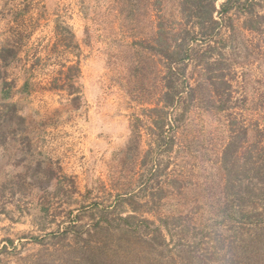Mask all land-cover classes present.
<instances>
[{"label": "rangeland", "instance_id": "rangeland-1", "mask_svg": "<svg viewBox=\"0 0 264 264\" xmlns=\"http://www.w3.org/2000/svg\"><path fill=\"white\" fill-rule=\"evenodd\" d=\"M224 1L0 0V264H264V0Z\"/></svg>", "mask_w": 264, "mask_h": 264}, {"label": "trees", "instance_id": "trees-1", "mask_svg": "<svg viewBox=\"0 0 264 264\" xmlns=\"http://www.w3.org/2000/svg\"><path fill=\"white\" fill-rule=\"evenodd\" d=\"M215 1L216 0H192V3L193 5L195 6V10L194 12H196V14L198 15L199 14H202V15H206V19H208V21H211L213 23H216L213 19V13L215 12L216 8H215ZM246 1H249V0H225L224 2H222L220 5H221V8L223 11H227L228 9L232 7H237L239 5H245L246 4ZM252 5V4H251ZM248 14L252 15L253 12H249ZM198 18V17H197ZM200 18V17H199ZM198 25V28L201 29V25H199V23H196ZM195 24V25H196ZM203 29V27H202ZM189 31V30H188ZM184 52L186 53L187 51L184 49ZM175 56L176 57H182V52L181 50L178 52V50L175 51ZM179 59H182V58H179ZM70 70H77L76 67L74 68V66L70 67L69 68ZM68 69V70H69ZM68 77V76H67ZM70 77V76H69ZM64 84H62L61 86H56L59 87V88H63Z\"/></svg>", "mask_w": 264, "mask_h": 264}, {"label": "crops", "instance_id": "crops-1", "mask_svg": "<svg viewBox=\"0 0 264 264\" xmlns=\"http://www.w3.org/2000/svg\"><path fill=\"white\" fill-rule=\"evenodd\" d=\"M62 52H63V55H66L67 57H68V55H69V52H64V51H53V52H51L50 53V57H52V56H54V55H57V54H62ZM65 61V60H64ZM67 61H69L68 60V58H67ZM66 62V61H65ZM73 66V65H72ZM72 66H68V65H62V64H60V67H59V69H57L56 71H57V74L59 75V77H55V75L53 76V78H52V81H51V88L50 89H52L53 91H56V92H58L59 91V89H61V88H59V87H57L56 88V86L58 85V86H61L62 84H64L65 83V81H66V79L67 80H70V77L71 78H74V77H76V75H77V77H79V74H80V70H79V66H78V64L76 65V66H74V68L76 67V75H74V73H72L71 72V74L70 73H68V69L70 68V67H72ZM70 70V69H69ZM55 70L54 71H52V73L53 74H55V72H56ZM63 76V77H62ZM68 76V77H67ZM70 76V77H69ZM76 77V78H77Z\"/></svg>", "mask_w": 264, "mask_h": 264}]
</instances>
